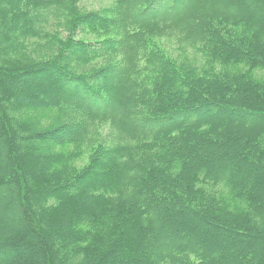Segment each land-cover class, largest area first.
Returning a JSON list of instances; mask_svg holds the SVG:
<instances>
[{
    "label": "trees",
    "instance_id": "obj_1",
    "mask_svg": "<svg viewBox=\"0 0 264 264\" xmlns=\"http://www.w3.org/2000/svg\"><path fill=\"white\" fill-rule=\"evenodd\" d=\"M82 1L0 0V264H264V0Z\"/></svg>",
    "mask_w": 264,
    "mask_h": 264
},
{
    "label": "rangeland",
    "instance_id": "obj_2",
    "mask_svg": "<svg viewBox=\"0 0 264 264\" xmlns=\"http://www.w3.org/2000/svg\"><path fill=\"white\" fill-rule=\"evenodd\" d=\"M82 6L89 11L102 10L110 6V0H83ZM192 57L201 59L197 55Z\"/></svg>",
    "mask_w": 264,
    "mask_h": 264
}]
</instances>
